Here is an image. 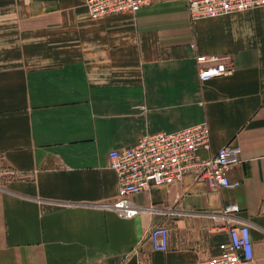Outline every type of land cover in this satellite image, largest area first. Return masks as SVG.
Here are the masks:
<instances>
[{
    "label": "crops",
    "instance_id": "obj_1",
    "mask_svg": "<svg viewBox=\"0 0 264 264\" xmlns=\"http://www.w3.org/2000/svg\"><path fill=\"white\" fill-rule=\"evenodd\" d=\"M234 71L199 80L196 55ZM206 122L241 146L233 188L191 176L136 194L121 218L108 152ZM248 224L264 264V7L191 20L183 2L91 18L84 0H0V264H196ZM165 226L168 248L149 231Z\"/></svg>",
    "mask_w": 264,
    "mask_h": 264
},
{
    "label": "built area",
    "instance_id": "obj_2",
    "mask_svg": "<svg viewBox=\"0 0 264 264\" xmlns=\"http://www.w3.org/2000/svg\"><path fill=\"white\" fill-rule=\"evenodd\" d=\"M161 0H84L91 18H100L124 12H136ZM186 7L188 17L213 18L232 12L264 7V0H179ZM198 77L202 82L229 75L234 62L229 55H196ZM210 149V133L206 122L193 124L175 131H159L141 136L137 142L124 149L108 152L109 167L117 179V194L99 207L115 212L121 218H132L139 208L132 202L136 194L147 192L153 186L181 182L191 176L195 181L206 182L209 187L233 188L228 169L240 162L241 146L227 143L210 156L201 151ZM238 209L229 205L224 209L228 241L218 245V252L199 259L196 264H254L252 241L248 224L235 222L231 212ZM152 248L165 251L169 232L165 226H155L149 231Z\"/></svg>",
    "mask_w": 264,
    "mask_h": 264
}]
</instances>
